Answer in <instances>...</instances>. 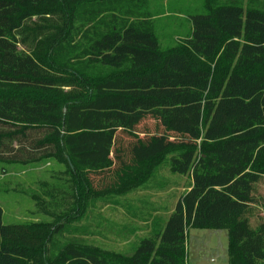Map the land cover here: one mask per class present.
Returning a JSON list of instances; mask_svg holds the SVG:
<instances>
[{"label":"trees","instance_id":"trees-1","mask_svg":"<svg viewBox=\"0 0 264 264\" xmlns=\"http://www.w3.org/2000/svg\"><path fill=\"white\" fill-rule=\"evenodd\" d=\"M206 3L164 48L143 0H0V162L55 159L69 187L52 223L0 207V264H187L190 226L264 264V0ZM165 161L191 178L167 217L135 197L172 187ZM111 207L146 231L127 250L90 243Z\"/></svg>","mask_w":264,"mask_h":264},{"label":"rangeland","instance_id":"rangeland-1","mask_svg":"<svg viewBox=\"0 0 264 264\" xmlns=\"http://www.w3.org/2000/svg\"><path fill=\"white\" fill-rule=\"evenodd\" d=\"M143 1L146 2L143 10L154 17L158 37L167 43L164 48L182 42L178 36L186 35L190 31V15L207 11V0ZM174 39L178 41L172 43ZM140 136L144 137V134ZM64 174L65 166L55 159L28 165L0 162V207L3 210L4 223L8 225L52 223L63 210L58 206L59 200L65 202L66 195L60 190L67 192L69 189L65 184ZM156 174L149 184L165 179L172 182V187L166 191H144L137 193L136 196H143L166 208L163 213L168 216L178 198L187 192L191 178L173 174L167 161ZM257 194L264 198V187H258ZM259 211L264 212L262 207ZM97 220L101 223V229L106 231L107 237L103 235L90 239V243L100 248L115 250L124 247L127 250L128 240L135 239V235L129 230L131 226L141 228L136 235H146V231L137 221L126 217L121 210L114 207L101 209ZM115 238L118 240L117 243L114 242ZM186 251L187 264H227L229 230L190 226L187 229Z\"/></svg>","mask_w":264,"mask_h":264},{"label":"crops","instance_id":"crops-1","mask_svg":"<svg viewBox=\"0 0 264 264\" xmlns=\"http://www.w3.org/2000/svg\"><path fill=\"white\" fill-rule=\"evenodd\" d=\"M261 186L264 187V182L261 183V184L259 185V187H261ZM135 197L138 198V199H140V198H145V197H143V196H142V197H139V196L137 197V196H135ZM146 199H148V198H146ZM148 200H150V199H148ZM260 202H261V203H264V198L261 197V196H260ZM176 203H177V202H176ZM175 205H176V204H175ZM174 208H175V207H174ZM260 208H261V204L258 206V209H259V210H260ZM259 210H258V211H259ZM263 210H264V209H263ZM172 211H173V210H172ZM172 211H171V212H172ZM121 212H122V211H121ZM259 212H260V211H259ZM260 213H261V212H260ZM169 214H170V213H169ZM261 214H264V212L261 213ZM165 216H166V215H165ZM168 216H169V215H168ZM166 217H167V216H166ZM133 227H134V226H133ZM227 264H228V263H227Z\"/></svg>","mask_w":264,"mask_h":264}]
</instances>
